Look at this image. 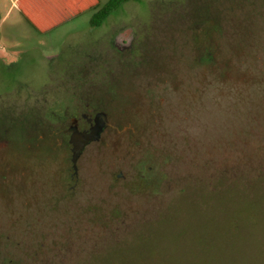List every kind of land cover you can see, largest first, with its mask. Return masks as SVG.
I'll use <instances>...</instances> for the list:
<instances>
[{
    "label": "rangeland",
    "instance_id": "rangeland-1",
    "mask_svg": "<svg viewBox=\"0 0 264 264\" xmlns=\"http://www.w3.org/2000/svg\"><path fill=\"white\" fill-rule=\"evenodd\" d=\"M0 1V264H264V0ZM73 91L110 121L75 180L34 119Z\"/></svg>",
    "mask_w": 264,
    "mask_h": 264
},
{
    "label": "flooded vegetation",
    "instance_id": "flooded-vegetation-1",
    "mask_svg": "<svg viewBox=\"0 0 264 264\" xmlns=\"http://www.w3.org/2000/svg\"><path fill=\"white\" fill-rule=\"evenodd\" d=\"M113 44L121 52L125 48L129 49L130 46H121L117 39L113 40ZM71 99L70 102L72 103H68L67 105L63 103L64 105L60 110L58 108H52L43 111L39 115H36L34 119L36 121L37 140L44 142L46 139H51L49 145L53 150H60V147L63 145L64 149L60 151L63 152L67 159V164L69 163L70 165L68 176H70V179L75 180L76 176L79 175L80 161L83 159L86 160L87 156L90 155L89 150L91 146L102 144L105 133L110 127V121L109 115L106 112V105H102L100 101L98 103L94 98L93 92H90L89 96H83L73 91ZM65 107H72V112L66 114L64 112ZM93 130L97 133V140L88 144L75 161L76 152L74 144L71 142L73 133L75 131L79 133H90ZM143 185H145L143 182L138 183V186ZM69 186V190H73L75 185L72 184L71 186L69 184Z\"/></svg>",
    "mask_w": 264,
    "mask_h": 264
},
{
    "label": "trees",
    "instance_id": "trees-1",
    "mask_svg": "<svg viewBox=\"0 0 264 264\" xmlns=\"http://www.w3.org/2000/svg\"><path fill=\"white\" fill-rule=\"evenodd\" d=\"M131 1L133 0H108L104 5L100 7L97 6L90 19L91 27L100 28L114 12ZM29 23L32 24L30 21ZM211 54V50H205L200 59H197L198 65L205 67H208V65H212Z\"/></svg>",
    "mask_w": 264,
    "mask_h": 264
},
{
    "label": "crops",
    "instance_id": "crops-1",
    "mask_svg": "<svg viewBox=\"0 0 264 264\" xmlns=\"http://www.w3.org/2000/svg\"><path fill=\"white\" fill-rule=\"evenodd\" d=\"M21 0H6L4 2L7 3V5H9V9H11L12 7L14 9H18L20 14H22L23 18L29 23V21L32 23L31 26H33V28H35L37 31L42 32V31H46L49 28H51V22L52 21H48L46 23L44 22H39L38 19H36L35 17H30V14L27 10V8H23L21 6H19ZM80 3V1H79ZM78 3V4H79ZM6 5V6H7ZM0 6H1V1H0ZM77 12V11H76ZM29 20V21H28ZM5 54H8V52L6 51Z\"/></svg>",
    "mask_w": 264,
    "mask_h": 264
},
{
    "label": "water",
    "instance_id": "water-1",
    "mask_svg": "<svg viewBox=\"0 0 264 264\" xmlns=\"http://www.w3.org/2000/svg\"><path fill=\"white\" fill-rule=\"evenodd\" d=\"M98 138L97 133L95 130H93L92 132L88 133V132H84V133H79L77 131H75L72 135V139L71 142L74 144V148H75V161L77 160V158L79 157V155L83 152V150L85 149V147L96 141Z\"/></svg>",
    "mask_w": 264,
    "mask_h": 264
}]
</instances>
